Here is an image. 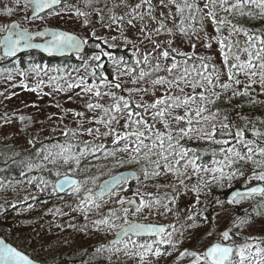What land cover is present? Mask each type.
I'll list each match as a JSON object with an SVG mask.
<instances>
[{
    "label": "snow or ice",
    "instance_id": "1",
    "mask_svg": "<svg viewBox=\"0 0 264 264\" xmlns=\"http://www.w3.org/2000/svg\"><path fill=\"white\" fill-rule=\"evenodd\" d=\"M15 2L19 6L21 0ZM59 2L60 0H24V7L31 5L34 10L43 11ZM93 2L94 0H87V5L91 6ZM253 8L259 12H253ZM118 9L123 10L122 14H116ZM3 11L5 15H11L13 8L5 5ZM93 11L102 26L109 29L116 26L124 44L132 46L134 62L129 66L123 57H114L110 52L101 49L100 54L92 59L99 62L102 56H108L118 73L115 80L101 77L104 87L109 90L101 91L100 86H89L83 75L78 81L67 83V89L79 88L81 92L77 95L83 93L89 97L84 107L87 112L94 113L91 117H86L85 111L74 112V116L83 118V122L78 123L79 131H72V135H87L93 139L84 140L83 147L78 152L73 151L78 146L71 143L57 146L60 149L58 152H48L43 159L51 163L60 159L69 166L70 172L80 169L88 156L100 160L97 152H101L105 160L109 157L115 159L120 154L121 158L116 159V164L120 166L124 163L123 156H127L129 163L139 165L137 170L128 175L111 174L101 186L99 196L115 197V202L124 213V223L119 225L116 241L108 250L113 255L123 252L130 258L138 257L140 264H150L147 257H161L163 253L160 245L168 244L176 248L183 241L177 242L173 236L179 232L183 237L184 232L175 224L169 225L171 231H168L163 226L132 222L128 219L130 211L142 213L155 208L158 212L162 210L161 214L172 213L179 220L181 196L192 193L194 202L184 209L187 227L192 228L197 226L194 222L203 216L196 207L201 204V194L213 185L231 187L233 181L243 178L245 190L233 191L231 199L227 201L229 204H239L257 194L264 197V129L256 128L243 115L240 119L245 121L244 126L237 127L227 114H221L219 108L213 110L216 102L229 90L232 96H247L252 85L256 83L264 90V33L250 32L233 23L232 19H264V0H137L135 3L119 0V3H113L108 8L111 15L107 25L104 24V9L94 8ZM75 15L85 17L84 23H89L87 17L91 13L77 8ZM206 22L214 28L215 36L207 32ZM126 28L136 30L138 35L130 38L125 33ZM0 30L9 31L7 28ZM224 30L228 31L227 37L221 35ZM241 33L247 37L242 49L237 48L239 41L231 39ZM45 34L48 33L36 35ZM50 35L52 39L47 44L34 45L31 42L33 34L26 29L9 31V35L0 43L4 45L6 54H14L21 46L44 47L47 51L66 48L78 50L82 43L64 32H51ZM92 36H96L95 31ZM117 39V36H111L113 43H109L107 39L104 43L111 48L115 46ZM213 41L219 45L226 72L212 62L211 56L196 52L198 44L211 49ZM184 44H187L190 51L182 49ZM242 55L247 58L242 59ZM99 67L101 65L97 63L90 73L92 77L96 76L95 68ZM32 71L39 74L41 69L35 66ZM241 74L247 80L242 91L238 87L242 84L238 78ZM223 75L227 76V81H222ZM123 76L129 77L130 83L135 87L125 88L121 80ZM40 84H43L42 80L37 88ZM57 89L64 90L59 84ZM115 90L126 91L128 95L118 94ZM135 93L143 94L139 102L134 96ZM143 96H150L151 99L145 101ZM105 98L111 100V103H102ZM3 119L5 123L10 122L6 114ZM19 119L24 121L26 117L20 116ZM84 123L93 126L85 128ZM260 123L264 125V121ZM249 125L254 139L246 138ZM100 126L103 127V132ZM63 134L68 136L69 133L65 131ZM108 138H111L114 145L111 151L105 148L103 142H96ZM189 142H207L217 146L210 150L203 149L205 153L211 152V163H201V146H189ZM249 164L252 166L251 175L246 176L243 165ZM95 167L97 166L91 165L87 171L91 172ZM56 175H60L59 171ZM87 179L95 183L97 177L91 176ZM132 180L138 185L133 194L135 199H125L121 193L127 192ZM253 180L257 184L249 187ZM150 186L157 193L161 188L168 191L158 195L148 190ZM66 187L79 192L81 182L65 173L63 179L54 186V191H63ZM88 191L91 193V189ZM95 200L96 196L89 195L87 203L95 204L99 208L100 205ZM215 203L223 207V202L219 199ZM116 212L115 209L110 210L109 217L96 220L94 224L116 227L110 223V217L120 218ZM203 219L206 221L208 218L203 216ZM237 220L239 222L234 221L233 227L250 223L247 217H238ZM145 233L154 234L159 239L139 245L132 239L133 236L140 237ZM234 235L238 233L227 229L205 251L185 249L180 252L179 259L191 257V264H264V238L248 236L242 242H237L233 239ZM228 241L231 243H225ZM121 244L123 248L117 247ZM129 244L132 245L131 249ZM104 247L101 245L96 251L100 252ZM0 264H33V260L17 248L0 241Z\"/></svg>",
    "mask_w": 264,
    "mask_h": 264
},
{
    "label": "rangeland",
    "instance_id": "2",
    "mask_svg": "<svg viewBox=\"0 0 264 264\" xmlns=\"http://www.w3.org/2000/svg\"><path fill=\"white\" fill-rule=\"evenodd\" d=\"M130 2L135 3L137 0H130ZM113 3H119V0H98V2L94 0L91 6L87 5V0H77L74 5L69 4L67 7L47 13L38 19L30 20L28 16L31 13V7L25 8L22 1L17 6L15 0H0V29L8 28L13 21H19L25 28L33 31L45 28L62 29L80 35L93 50L90 55L77 56L76 64L70 69L43 66L39 67L41 71L37 74L32 71L33 68L19 70L0 67V152H3V154H11L12 152L18 154L20 151L36 149L38 156L36 163H31V167L27 169L24 175H21L19 180L12 182L0 180V235L36 260L41 259L51 262L53 257L58 258L60 255L66 254L70 264L100 260H107L110 264H140L138 257L130 258L125 256L123 252L119 255H113V252L108 250L111 248L109 241L120 230L119 225L124 223V213L121 206L115 202V197H109L104 200L96 198L95 203L100 205L99 208H96L95 204L87 203L84 198L89 189L94 191L98 187L100 183H97V180L116 165V159H120L121 155L118 154L115 159L109 157L105 160L102 153L97 152L96 155L100 157V160L88 156L87 161L82 162L80 169L76 172H70L69 166L65 165L60 159H57L56 163L43 159L48 152H58L60 149L57 146H67L71 143L74 146H78L73 148L74 152H78L83 147L84 140L93 139L87 135H72V131H79L78 123L83 122V118L74 116V112L85 111L86 117H91L94 113L87 112L84 107L89 97L83 93L77 95V93L81 92L79 88L67 89V83L76 82L83 75L89 86L97 85L100 86L101 91H108L109 89L104 87L101 80V77L108 80L103 68L109 62L111 67L114 68L113 80H115L118 75L116 67L108 56H102L99 62L92 58L100 54L101 49L111 53L112 50L117 48L128 50L135 58L132 46L124 44L123 38L116 31V26L113 25L111 29L102 26L97 14L93 11L94 8H103L105 14L104 24L107 25L110 23L108 17L111 15L108 12V8H111ZM105 4H107V7H105ZM5 5L13 8L11 15L4 14ZM77 8L91 13L87 17L89 20L88 24L84 23L85 17H77L75 15ZM252 11L259 12L256 8H253ZM122 12L123 10H116L117 15L122 14ZM232 19L233 23L242 26L248 31L252 29L256 21L261 20L258 17H236ZM258 28V31L252 30L250 32L264 33V27ZM206 30L211 35H216L214 28L208 22H206ZM93 31L96 33L95 37L92 36ZM5 32L0 30V39ZM125 33L130 38L138 35L134 29L126 28ZM221 35L227 37L228 31L224 30ZM111 36H117L118 39L114 42L115 46L109 48L104 43V40L107 39L109 43H113ZM96 37H100V39ZM231 39L239 41L237 48L242 49L245 46L247 37L241 33L232 36ZM97 45L100 47L98 48ZM182 49L190 51L187 44L182 45ZM141 50L143 51V48ZM196 52L200 55L211 56L213 58L212 62L218 68L224 69L219 45L215 41L212 42L211 49H206L202 44H198ZM246 58V55H242V59ZM0 60L2 62L6 61L2 57L1 49ZM97 63L101 67L95 68L96 76L92 77L90 73ZM128 65L131 66L132 64ZM98 70H100L99 73ZM224 71L226 72V69ZM98 77L100 80H98ZM238 78L242 81V84L238 86L242 91L243 85L247 83V80L242 74ZM41 80L43 84H40L39 88H37ZM121 80L125 88L135 87L130 83L129 77L123 76ZM222 81H227L226 75L222 76ZM57 84L61 85L64 90H58ZM33 89L36 90L33 91ZM115 91L118 94L128 95L126 91ZM251 92L253 93L252 99L264 104V90L261 89L259 83L252 85ZM142 95L141 93L134 94L137 102H139ZM226 95L227 92L220 99L225 98ZM143 99L148 101L151 97L143 96ZM101 102L110 104L111 100L105 98ZM215 108H217L216 105L213 110ZM5 114L10 120L9 123H5L3 119ZM221 114L223 115L224 113L221 111ZM20 116H24L26 119L21 121L19 119ZM90 126L93 125L84 123L85 128ZM100 127L103 132V127ZM65 131H68V136L63 134ZM29 141H32V143H29ZM96 142H103L108 151H111L114 147L111 143V138ZM197 144L211 145L207 142H189V146ZM212 146L215 147V145ZM123 158L126 167L123 169L118 167L119 169L114 174L128 169L135 170L133 163L128 162L127 156ZM91 165H96L97 167L92 168L91 172H89L87 169ZM243 168L246 176L251 175L252 166L250 164L243 165ZM57 171L60 173L59 176L56 175ZM48 173L49 175L47 176ZM65 173L81 178V190L79 192L72 191L68 196L59 197L57 192L54 191V186L58 179L64 177ZM91 176L97 177L95 183L91 179H87ZM86 179L87 182L84 183ZM194 182L195 178L193 179ZM242 182L243 178H240L233 181L231 187L225 185V187L221 188L213 185L211 189H206L201 194V204L196 207L208 219L205 221L203 216L200 217L194 222L197 225L196 227L189 228L185 222L184 209L194 202V194L192 193L181 196V215L179 220L172 213L161 214L162 210L158 212L155 208L151 211L145 210L142 213L130 211L128 214L130 221L165 224L167 226L175 224L180 231L184 232L183 237L179 235V232L174 234L173 239L175 241H183L178 243L176 248L168 244L160 245L163 253L161 257H147L146 259L150 264H191V257L179 259L180 252L185 249L203 252L216 243L220 239V234L227 229H231L232 233H238V235L233 236V239L237 242H242L248 236L264 238V197L253 196L250 199L242 200L239 204H229L227 203L229 199L224 201L219 196V194L227 192L228 198L230 192L239 188L238 185ZM131 184L130 182L127 192L121 193L125 199L134 197L133 194L138 185L134 183V186H132ZM255 184L257 182L253 180L248 186L251 187ZM148 190L158 195H163L164 192L168 191L161 188L157 193L156 189L151 186ZM217 199L223 202V207L215 203ZM82 208L84 210H81ZM113 209L117 210L116 215L120 217L119 219L110 217V223L115 224L116 227L110 228L105 225L97 226L94 224L96 220L109 217V212ZM238 217H247L250 223L241 227H233L234 221L239 222L237 220ZM169 231H171L170 228ZM209 232L212 234L208 235ZM154 240L144 242L136 240V242L139 245L152 243ZM225 243H231V241ZM101 245L105 247L100 252H97L96 249L100 248ZM117 247L123 248V245L121 244ZM128 247L131 249L132 245L129 244Z\"/></svg>",
    "mask_w": 264,
    "mask_h": 264
},
{
    "label": "trees",
    "instance_id": "3",
    "mask_svg": "<svg viewBox=\"0 0 264 264\" xmlns=\"http://www.w3.org/2000/svg\"><path fill=\"white\" fill-rule=\"evenodd\" d=\"M77 2V0H63V7H67L69 4L74 5ZM247 23V22H244ZM258 27H264V19H261L259 21H256L255 25L252 26V29H249L250 31L255 30L258 31ZM93 52V50L90 48V45L88 46V49L86 51L85 55H90ZM114 57H123V59L128 64H133L134 58L132 54L128 50H124L122 48H117L111 51ZM19 61L11 62V61H1L0 60V67L3 68H14L19 70H26L30 68H34L35 66L43 67L47 66L49 68H65L70 69L73 68L76 64V57H70L65 58L61 60L57 59H48L44 55L38 53V52H32L28 54L22 55L19 59ZM107 62V61H106ZM103 71L105 72L106 76L108 77V80L114 79V68L111 67L110 63L107 62L106 66L103 68ZM100 70H98V73ZM98 80L99 77H98ZM253 93L251 92L247 96H232L231 91L229 90L227 92V95L223 99H219L216 102L217 108H219L224 114H227L229 116L230 121L235 124L237 127H243L245 121L240 119V116L243 115L245 117H248L254 124L256 128L264 129V125L260 123V121H264V104L263 102L256 101L252 99ZM252 101H255L253 103ZM246 138L247 139H254L251 132V125H249V131L246 132ZM201 146V155L202 160L201 163H211L212 156L211 152L208 151L205 153L203 149H211L214 146L212 145H205V144H199ZM195 146V145H191ZM216 147V146H215ZM124 157V156H123ZM36 159H38L36 149L29 150V151H20L18 154H14L12 152L11 154H3V152H0V180L3 181H16L19 180L21 175H24L31 165V163H36ZM124 160V158H123ZM134 169L137 170L140 166L133 163ZM117 167V168H116ZM123 169L125 166V162L122 166L115 165L107 174H105L103 177H100L97 180V183H100L104 178L110 176L111 174H114L119 168ZM49 173L47 174V176ZM134 186V183L131 184ZM239 188H244V183L238 185ZM221 197V200L227 201V192L219 194ZM150 241V240H145ZM139 242H144L140 240ZM44 264H70L69 260L66 258V254L60 255L58 258L53 257L51 262H47L46 260H43ZM80 264V263H79ZM81 264H110L107 260H100L96 262H87Z\"/></svg>",
    "mask_w": 264,
    "mask_h": 264
},
{
    "label": "water",
    "instance_id": "4",
    "mask_svg": "<svg viewBox=\"0 0 264 264\" xmlns=\"http://www.w3.org/2000/svg\"><path fill=\"white\" fill-rule=\"evenodd\" d=\"M23 3H24V0H21ZM63 5V0H60V2L56 5H53L51 8H46L44 9L43 11H36L34 10V8L29 5V7H31V13L29 14L28 16V19L30 20H35V19H38L44 15H46L47 13H50L56 9H59L61 8ZM9 31L11 32H17V31H20V30H27L28 32L32 33L33 34V39H32V44L34 45H45L48 43V41H50L52 39V36L50 35L51 32H64V33H67L68 35H71V36H74L76 37L78 40H80L82 43H81V46L78 50H75V49H71V48H66V49H63V50H60V51H56V50H53V51H47L45 50L44 47H28V48H25L23 46L20 47V49L18 51H16L14 54H6L5 53V49H4V45L2 43H0V49H1V54H2V57L6 60V61H13L17 58H19L20 56L24 55V54H28V53H32V52H38L42 55H44L46 58L48 59H57V60H60V59H65V58H70V57H73V56H83L86 51H87V48H88V44L87 42L86 43H83V41H85L80 35H77L75 33H71V32H68V31H65V30H62V29H56V28H45L43 30H37V31H33L29 28H25L22 23H20L19 21H13L9 24L8 28H7ZM9 31H6L5 34L1 37L0 41H3V39L9 35ZM37 33H48V34H45V35H36ZM132 171H135L133 169H128V170H123V171H120L118 172L119 174H123V175H128L130 172ZM73 179H76V180H79L81 182V179L79 177H76V176H71ZM63 179L60 178L57 180V182L59 180ZM109 179L108 178H105L104 180H102L99 184V186L97 187L96 190L94 191H91L90 192H87L84 196L85 200L88 199V196L89 195H94L96 196V198L98 199H101V200H104V199H107L109 198L107 195H104L103 197L99 196V193L101 191V186L103 185V183L105 181H107ZM56 182V183H57ZM131 183H136L134 180L130 181ZM55 183V185H56ZM236 190H239V191H244L245 188H237V189H234L233 191H236ZM57 191V194L59 196H64L68 193H70L72 190L71 189H68L67 187L63 190V191H60V190H56ZM233 191L230 192L229 196H228V199L230 200L231 197H232V193ZM255 196H260V195H255ZM135 199V197H133ZM132 222H135V223H141V222H138V221H135L133 220ZM142 224H147V223H142ZM152 225H155V226H163L165 227L166 230L169 231V227L165 224H152ZM120 231V230H119ZM118 231V232H119ZM117 232V233H118ZM117 233H116V236L109 241V245L112 246L115 241H116V238H117ZM132 238L134 239H156V238H159L158 236H155L154 234H143L142 236L140 237H136V236H133ZM0 241H3L5 244H8L12 247H15L14 245H12L10 242H8L4 237H2L0 235ZM215 244V243H214ZM212 246V245H211ZM17 248V247H15ZM18 249V248H17ZM20 250V249H18ZM21 251V250H20ZM23 252V251H22ZM24 253V252H23ZM25 255H27L31 260H33V264H42L41 262L39 261H36L33 257H31L30 255L24 253Z\"/></svg>",
    "mask_w": 264,
    "mask_h": 264
},
{
    "label": "flooded vegetation",
    "instance_id": "5",
    "mask_svg": "<svg viewBox=\"0 0 264 264\" xmlns=\"http://www.w3.org/2000/svg\"><path fill=\"white\" fill-rule=\"evenodd\" d=\"M70 194V193H69ZM69 194H67V196L69 195ZM37 261H39V262H41L42 264H44V262H43V260H37ZM49 264V263H48ZM56 264V263H55Z\"/></svg>",
    "mask_w": 264,
    "mask_h": 264
}]
</instances>
